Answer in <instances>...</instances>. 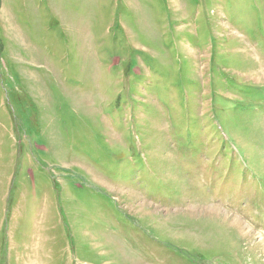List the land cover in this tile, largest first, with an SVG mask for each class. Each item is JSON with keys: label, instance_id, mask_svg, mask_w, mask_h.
<instances>
[{"label": "rangeland", "instance_id": "374dc122", "mask_svg": "<svg viewBox=\"0 0 264 264\" xmlns=\"http://www.w3.org/2000/svg\"><path fill=\"white\" fill-rule=\"evenodd\" d=\"M0 264H264V0H0Z\"/></svg>", "mask_w": 264, "mask_h": 264}]
</instances>
